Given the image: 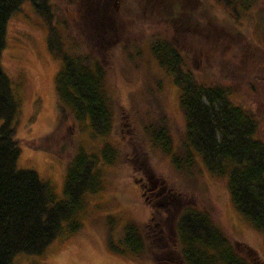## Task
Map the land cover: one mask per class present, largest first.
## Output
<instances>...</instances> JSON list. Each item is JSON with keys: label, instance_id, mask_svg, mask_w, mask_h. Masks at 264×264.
<instances>
[{"label": "trees", "instance_id": "obj_1", "mask_svg": "<svg viewBox=\"0 0 264 264\" xmlns=\"http://www.w3.org/2000/svg\"><path fill=\"white\" fill-rule=\"evenodd\" d=\"M27 1L47 25L49 49L63 66L56 77L54 129L24 140L16 137L19 103L0 62V264H12L21 252L43 255L64 231L76 233L82 227L79 217L86 209V196L105 188L101 160L114 164L126 154L113 143H105L101 157L88 152L71 129L82 123L95 137L114 134L117 100L106 55L115 54L118 46L120 52L140 53L143 43L178 86L186 117L184 156L171 153L172 139L165 128L150 126L153 146L169 152L179 170L201 160L209 173L226 180L235 208L264 233V137L255 109L237 100L230 86L235 77L245 76L254 92H264V64L247 71L235 63L244 64L247 53L256 49L234 24L238 5L248 9L255 0H225L234 4L229 26L221 25L210 9H183L180 0H126L120 5L116 0H89V5H80L81 0H0V55L7 23ZM128 20L148 28L168 21L165 27L172 36L181 24L198 20L215 41L232 47L228 57L215 55L200 73L188 49L165 31L152 29L141 38L126 36ZM215 25L223 32L216 31ZM90 31L99 38L98 44L93 45ZM138 136L134 138L142 144L145 139ZM23 143L61 158L70 154L65 198L35 170L18 167ZM153 194L155 200L148 199L155 207L150 220L125 227L124 248L113 247V253L154 264H264L255 248L225 232L209 193L192 197L165 183Z\"/></svg>", "mask_w": 264, "mask_h": 264}, {"label": "rangeland", "instance_id": "obj_2", "mask_svg": "<svg viewBox=\"0 0 264 264\" xmlns=\"http://www.w3.org/2000/svg\"><path fill=\"white\" fill-rule=\"evenodd\" d=\"M116 1L120 5L126 0ZM179 2L188 11L210 9L221 25L229 26L231 23L234 4L229 5L225 0ZM253 2L248 9L238 5V17L234 22L256 48L247 53L244 64L235 61L236 65L247 71H252L255 65L264 64V0ZM80 5H89V0H81ZM175 6L180 7L177 4ZM42 19L33 3L24 2L19 10L12 13L7 23L5 46L0 55L2 69L11 80L14 97L19 103L15 123L18 139L44 136L54 129L56 122V77L63 63L49 49V29ZM167 22H159L148 28L149 25L128 20L125 23V35L141 38L151 34L152 29L165 31L174 37L175 43L188 49L194 57V67L198 72L204 66L211 65L215 55L229 56L231 43L225 45L215 41L210 32L200 27L201 22L198 20L181 24L174 36L165 27ZM214 29L223 32L217 25ZM90 32L93 45L98 44L99 38ZM143 44L140 53L128 50L120 52V46L115 54L109 52L111 48L105 49L109 52L105 62L117 100L114 134L95 137L91 135L90 127L82 123L75 124L71 129L77 142L84 145L88 152L101 157L105 143H113L123 148L126 158L114 164L101 160L105 188L86 196L88 203L80 213L82 227L78 232L64 231L43 255L18 253L12 264H154L152 261L139 262L113 253L112 248H124L121 240L125 235V227L130 223L139 226L150 220L155 208L150 201L157 196L153 193L159 192V187L165 183L173 191L192 197L198 193H209L220 211L219 218L225 232L232 238L250 244L264 259V233L259 232L235 208L226 180L214 177L199 159L194 167L179 170L169 152L161 145L153 146L148 132L151 131L150 126L154 129L165 128L172 139L171 153L184 156L186 117L180 104L178 86L151 55L147 43ZM206 61L209 63L206 64ZM249 80L245 76H237L230 86L234 88L237 100L255 109L260 120V135L264 137V92H254ZM138 135L145 139L142 144L137 143L138 138H134ZM123 136L125 141L121 139ZM67 155L61 158L23 143L20 145L17 164L21 169L35 170L40 179L53 186L60 198H65L70 154ZM153 183L155 186L148 196L143 184L151 186Z\"/></svg>", "mask_w": 264, "mask_h": 264}, {"label": "flooded vegetation", "instance_id": "obj_3", "mask_svg": "<svg viewBox=\"0 0 264 264\" xmlns=\"http://www.w3.org/2000/svg\"><path fill=\"white\" fill-rule=\"evenodd\" d=\"M143 186H144V188H145V190L144 191H147V194L149 193V192H151V190L154 188V183L150 186L149 184H143ZM148 196H149V194H148Z\"/></svg>", "mask_w": 264, "mask_h": 264}]
</instances>
